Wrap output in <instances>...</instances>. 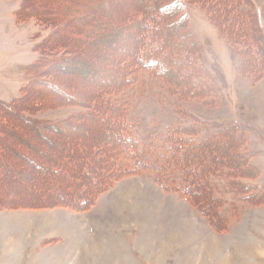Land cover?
Returning <instances> with one entry per match:
<instances>
[{
  "label": "rangeland",
  "instance_id": "obj_1",
  "mask_svg": "<svg viewBox=\"0 0 264 264\" xmlns=\"http://www.w3.org/2000/svg\"><path fill=\"white\" fill-rule=\"evenodd\" d=\"M27 1L30 7L39 6ZM134 2L136 0H115L113 7L115 12L123 14L131 10ZM26 6L24 0H0V102L21 99L26 93L27 98L21 101L25 116L53 120L74 114L75 119L81 121L80 126L67 133V136L77 135L79 142L73 147L76 151L92 138L107 146L116 140L118 133L116 129L106 130L112 119L80 117V113H91V110L77 102L62 101L53 107L42 104L43 99H56L42 83L50 78L60 79L59 75H51L59 64L46 70L50 60L60 52L44 51L42 46L52 41L49 26L31 16L32 13L28 14L26 8L29 6ZM186 7L193 38L201 49L199 62L195 52L191 62L204 71L200 69V76L194 82L215 83L205 96H208L207 105L202 106L200 101L195 102L186 94H181L183 101L178 95H165L158 79L143 73L152 84L142 95L133 97V109L131 95L130 103L124 105L125 118L132 123L133 116L135 122L146 129H167L164 132L176 150L188 141V137H194L188 136L187 127L195 129L197 139L212 137L225 151L222 158L232 152L235 144L242 143L243 155L249 156L250 167L259 169L253 177L241 182L264 188V73L256 79L253 74L247 75L250 69H242V48L232 46L228 36L208 20L205 12L209 8L215 10L218 20L224 14L242 16L241 24L236 20V26L247 27L246 33L254 34L253 21L263 40L261 50L264 52V0H202L205 11L196 3L187 2ZM86 21L79 24L80 32L68 26L58 30L65 40L85 38L73 41L82 57L79 63L86 64L85 60L91 59L95 72L105 71L103 82L97 76L84 78V72L75 64H67L73 70L69 74L76 77H65L73 80L75 84L71 87L79 88L78 91L83 88L98 90L115 83L121 71L113 63L117 62L121 51L109 47L108 38H89L82 32L88 27L96 28ZM253 52L256 53L257 48ZM65 55L67 58L68 54ZM260 60L261 71H264L263 57ZM40 61L45 62V67ZM18 125L15 121L7 127L22 133ZM128 130L126 123L125 137ZM22 134L8 136V142L14 149L32 156L34 163L48 166L41 156L33 153L27 142H33L46 153H57L60 146L66 147V143L56 142L53 147L37 135ZM0 157L4 159L0 163V199L10 204L30 200H40V204L54 197L69 198L82 190V186L78 188L71 181L66 183L62 175L53 179L44 170L32 168V162L25 161L20 154L8 151ZM11 162L19 164L28 180L19 172L10 171L8 164L4 165ZM198 171L201 173L202 168ZM235 181L238 180L232 178L226 184V194L224 185L220 186L219 192L222 196L225 194L226 204L217 212L226 215L227 220L212 219L218 230L210 225L209 217L198 206L176 190L166 191L149 173L132 174L118 180L84 211L64 206L0 208V264H264V203L244 202L243 192ZM34 183L40 185L32 187ZM51 184L57 188H51ZM199 198L203 200V195ZM209 206L213 207V203ZM233 209L235 215H232Z\"/></svg>",
  "mask_w": 264,
  "mask_h": 264
},
{
  "label": "trees",
  "instance_id": "obj_2",
  "mask_svg": "<svg viewBox=\"0 0 264 264\" xmlns=\"http://www.w3.org/2000/svg\"><path fill=\"white\" fill-rule=\"evenodd\" d=\"M29 1L39 4V6L30 7L27 5L28 1L24 0L25 6L30 7L26 6L27 13L30 12L31 16L44 21L51 31L50 39L52 41L50 42L49 39L47 45L42 46L44 51L54 54L60 52L54 56L53 60H50V66L46 68L48 72L49 68L59 64L57 65L59 69L55 67L51 75H59L60 79L50 78L49 81L43 80L42 83L48 87L47 91L56 96V99L50 100L51 102L43 99L42 104L48 103L50 107H53L62 101L77 102L91 110V113H80V117L89 116L98 120L110 118L112 122L107 126V132L116 129L118 133L116 140L107 146H102L96 138H92V140L84 142L83 145L81 144L80 151H76L73 147H76L79 142L77 135L67 136L71 129L80 126L81 121L75 119L74 114L53 120H37L27 117L21 111L24 108L21 101L27 98L26 93L22 94L21 99L0 102V154L5 155L8 151L15 152L20 154L25 161L32 162V168L44 170L50 174L51 178H59V175H62V179L66 183L71 181L78 188L82 186V190L75 192L72 197H54L41 201L40 204H38L40 200L10 204L9 201L0 199V208L64 206L84 211L94 204L101 193L108 191L118 180L132 174L142 173L152 174L156 183H160L166 191L176 190L188 198L192 204L198 206L209 217V223L215 229H217V225L212 222L214 217L220 221L227 220L226 215L220 214L217 210L226 204L224 199L228 189L226 184L232 178L238 180L237 183L235 181V184L242 190L244 202L264 203L263 187L242 184L243 179L253 177L259 169L254 166L250 167L249 156L243 155L244 145L242 143L235 144L232 147V152H228L222 158L225 151L220 149L219 144L215 143L212 137L208 136L205 140L197 139L195 129L187 127L188 136L192 134L194 137H188V141L179 150H176L167 139L168 134L164 132L167 129L156 130L149 127L146 129L135 122L133 116L132 123L125 118L124 105L130 103L131 95L133 109L135 102L133 97L138 94L142 95L145 92L144 89L152 84L148 78L142 76L143 73L157 78L165 95H178L179 100L183 101L182 95L186 94L191 100L200 101L202 106L207 105L208 96H205L208 89L214 88L215 83L194 82V79L200 76L201 67L196 66L197 63L193 64L191 59L195 52L199 56V62L201 49L193 38L186 7L188 2L196 3L203 9L202 0H136L131 6V10L125 11L123 14H118L120 11L115 12V7H113L115 0H89L87 5L85 4L87 0ZM205 12L208 20L221 33L228 36L230 40L228 41L232 46L240 45L242 48L241 59L244 60L241 63L242 69L243 67L250 69L246 72L247 75L253 74L255 79L260 77L264 73L263 70L261 71L260 60V57L264 59V52L261 50L263 40L259 36L257 25L251 21L254 34L249 31L246 33L247 27L245 29L236 26V20L241 24L242 16L224 14L221 20H218V14L214 13L215 10L211 11L209 8ZM85 20L96 25V28L88 27L82 32L89 38L93 37L99 40L108 38L111 42L109 47H116L121 51L117 62L113 61L114 65L121 69L118 81L93 91H88L87 88L78 91L79 88L71 87L75 84L73 80L68 81L65 77H76L75 74H69L73 70L67 65L73 63L84 72V78L91 79L97 76L98 79L105 81L103 76L105 71L102 70L100 73V71L95 72L92 69L94 67L93 60H85L86 64L81 63L82 65L79 63L82 57L79 56L80 50L74 47L73 41L86 39L73 37V40L72 38L65 40L63 35L58 34V30L65 26L80 32L78 26ZM113 21L115 23L110 25V22ZM256 48L257 52L254 53L253 50ZM65 54H68L67 58H65ZM40 62L45 67V62ZM201 70L203 71V69ZM202 79L204 80V77ZM29 87L28 84L27 89ZM119 106H122L121 109ZM15 121L21 125L22 133L26 136L37 135L42 141L50 143L53 147H56V142L66 143V147L60 146L57 155L55 152L46 153L47 151L44 152L39 147L37 148L33 142H27L33 153L41 156V160H44L48 166L40 162L34 163L32 156L20 152L18 148L14 149L8 142V136L22 134L14 128L7 127ZM125 122L129 127L126 137L124 135L127 132ZM178 123L176 122V124ZM98 132L99 130H96V133ZM217 151L220 153L218 158ZM2 160L4 159L0 157V163L3 162ZM206 162L207 164H205ZM4 165L9 166L10 171L19 172L25 180H28L18 163L14 165L11 162L4 163ZM199 167L202 168L201 173L198 171ZM34 185L32 187L40 184L34 183ZM46 185L45 183L44 186ZM221 185L226 188L224 197L219 192ZM50 186L57 188L52 184ZM199 195H203V200L199 198ZM211 203H213V207L209 206ZM232 215H235L234 209Z\"/></svg>",
  "mask_w": 264,
  "mask_h": 264
}]
</instances>
